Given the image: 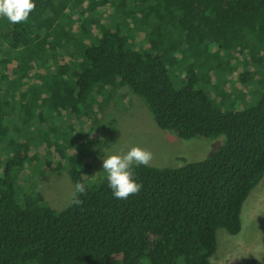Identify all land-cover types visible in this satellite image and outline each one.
Masks as SVG:
<instances>
[{
	"label": "trees",
	"instance_id": "16d2710c",
	"mask_svg": "<svg viewBox=\"0 0 264 264\" xmlns=\"http://www.w3.org/2000/svg\"><path fill=\"white\" fill-rule=\"evenodd\" d=\"M226 66L240 70L231 98L216 78ZM116 83L159 128L220 145L179 166H137L140 191L113 197L103 170L85 179L87 147L64 129ZM48 133L56 167L85 185L60 209L32 179L20 188L28 142ZM0 161V264H210L216 230L239 232L264 173V0H35L25 22L0 17Z\"/></svg>",
	"mask_w": 264,
	"mask_h": 264
},
{
	"label": "rangeland",
	"instance_id": "374dc122",
	"mask_svg": "<svg viewBox=\"0 0 264 264\" xmlns=\"http://www.w3.org/2000/svg\"><path fill=\"white\" fill-rule=\"evenodd\" d=\"M226 67L217 70L216 78L226 76L225 92L231 98L233 95L229 85L236 82L240 70ZM171 79L175 85L183 80L173 72ZM238 86H242L239 89L240 99L248 100L251 87ZM90 126L93 128L90 129ZM64 131L71 140L76 138L82 146L87 147L89 153L84 162L86 180L96 179L103 170V156L110 152L126 151L132 145L152 152L150 165L175 167L185 161L204 158L220 145L223 138H182L172 131L159 128L143 100L126 86L117 83L107 95L98 98L91 115L71 120ZM47 137L49 140L43 139L42 143L37 140L28 142L29 151L23 155L24 178L20 188L29 186L32 179L45 201L60 209L70 202L73 184L66 170L56 167V153L52 155L50 152L52 146L56 147L55 136L48 133ZM64 144L68 146L66 142ZM68 144L73 146V141ZM39 145L41 147L36 153L32 151ZM16 146L22 147L20 142ZM240 221L241 228L236 234H230L223 228L216 230V250L209 258L210 264H243L247 257L260 258L264 253V173L243 201Z\"/></svg>",
	"mask_w": 264,
	"mask_h": 264
},
{
	"label": "clouds",
	"instance_id": "9594fccd",
	"mask_svg": "<svg viewBox=\"0 0 264 264\" xmlns=\"http://www.w3.org/2000/svg\"><path fill=\"white\" fill-rule=\"evenodd\" d=\"M35 8V0H0V17L10 24L27 21L30 12ZM152 160V152L139 145H132L123 152H110L103 156L102 169L104 179L113 197L127 199L140 191L142 185L135 178L137 166H148ZM85 192V185L76 181L73 185V195ZM74 203L79 204L78 198Z\"/></svg>",
	"mask_w": 264,
	"mask_h": 264
}]
</instances>
